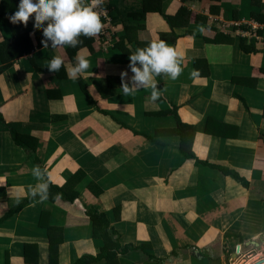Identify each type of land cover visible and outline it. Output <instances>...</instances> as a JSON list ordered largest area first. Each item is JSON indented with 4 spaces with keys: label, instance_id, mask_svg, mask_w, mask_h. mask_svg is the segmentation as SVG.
<instances>
[{
    "label": "crops",
    "instance_id": "1",
    "mask_svg": "<svg viewBox=\"0 0 264 264\" xmlns=\"http://www.w3.org/2000/svg\"><path fill=\"white\" fill-rule=\"evenodd\" d=\"M95 10L104 34L75 48H44L34 18L0 22V44L15 32L33 43L21 55L0 50V264L96 258L104 244L90 209L108 218L122 250L133 248L115 264H264V0H105ZM153 40L177 49L182 74L154 77L155 102L151 89L124 96L129 55ZM81 48L87 75L48 71L56 55L74 64ZM12 131L36 140L35 152ZM37 165L63 197L32 198ZM243 246L256 251L251 261H238Z\"/></svg>",
    "mask_w": 264,
    "mask_h": 264
},
{
    "label": "clouds",
    "instance_id": "2",
    "mask_svg": "<svg viewBox=\"0 0 264 264\" xmlns=\"http://www.w3.org/2000/svg\"><path fill=\"white\" fill-rule=\"evenodd\" d=\"M105 0H20L17 10L8 19L12 24H23L27 26L30 19L34 18L33 27L43 31L45 39L41 42L44 48H49L48 41H51L52 49H60L65 46L75 48L82 43L78 38L83 36L89 39L97 37L104 28L100 8ZM47 22V27L43 25ZM199 31L204 32L203 26ZM86 48H81L75 56V63L66 65L61 55L54 56L47 62V69L50 73H58L61 67H65L69 79H77L87 75L91 64L84 55ZM128 67L134 74L131 78V86L127 82V72L121 73L120 91L124 96L135 94L141 89H151L150 100L155 102L162 96V90L158 88L154 77L164 75L167 78L176 80L182 74L181 60L177 49L170 46L164 40H153L147 47L137 48L128 57ZM139 65V66H137ZM193 77L198 75L193 70ZM32 175L38 181L37 184L29 186L32 198L39 197V202H44L49 197L51 173L45 168L41 173L40 166L32 169ZM47 176V179H45ZM60 193L56 195L59 199Z\"/></svg>",
    "mask_w": 264,
    "mask_h": 264
},
{
    "label": "trees",
    "instance_id": "3",
    "mask_svg": "<svg viewBox=\"0 0 264 264\" xmlns=\"http://www.w3.org/2000/svg\"><path fill=\"white\" fill-rule=\"evenodd\" d=\"M6 1H8L9 3H12L11 0H2V3L6 2ZM5 4L3 3L0 6V22L4 23L6 25L7 24L11 25L14 28L18 27L19 24L10 23V21H9V19L7 17V14L12 13L15 10L12 11V12L6 13ZM8 5H10V7H12V6L16 7L15 9H17V7H18V3H15V4L12 3V4H8ZM8 16H10V15H8ZM81 38L85 39V37H79L78 39L80 40ZM86 41H87V43H89L88 39ZM18 43H22V45H23L22 49L19 47ZM6 46L9 49H10V47L11 48L14 47V49H15V47H18V48H16L17 53L13 55V56H15V55H21V54H24V53H29L32 50V48H33V43L32 42L29 43V35L27 34V32H25V34L23 36H21V35H19L18 33L15 32V35H14V37L12 39H9L8 41L2 42L0 44V50L3 49ZM174 113L177 116V119H180L179 116H178L177 111H174ZM185 126L186 125L183 124L180 121L179 129H177L179 134L182 136V139H183L182 142H183L184 146L186 145L185 144V140L187 139V135H186L185 130H184ZM190 132H191V130H190ZM12 134H13V138H14V140H15V142L17 144L22 145L27 150H31L32 153L35 152V148L30 147L28 144H30V143L32 144V142L34 144V142L36 143V140L33 139V141H32V138L30 140L29 137H26L27 141H29V142H28V144H25L24 142L21 141L22 136H19L15 131H12ZM189 135L191 136V134H189ZM192 156H194V154L188 155L189 158L192 157ZM197 162L199 163V161H197ZM227 174L228 175L230 174L233 177H235L236 179H238L239 181H241L244 186H248V181L240 178L234 172L228 170ZM69 186H71V185L69 184ZM49 191L55 192L56 194L60 193L61 197L64 196V190L63 189H59V187H57V186L51 185V183H50ZM68 200L69 201H73L72 198H68ZM16 209H18V208H15L11 212H9V214H7L5 216V218L11 217L15 213ZM87 217L92 222L93 237L95 239L102 240L104 246L101 249L100 254L96 258H92V257L87 256V257L81 259L80 261H78L76 264H92V263L99 262V261H102V260L108 262L109 264H115V260L117 259L118 252L127 253V252L133 250V248H131V247H127V248H125L123 250L121 249L122 246L120 245V242L115 240V237H114L116 235V232L111 228L110 222H109L108 218H106V216L104 214H98L94 209H90L89 211H87ZM151 260H155V258L151 256ZM158 263L162 264L163 261L162 260L161 261L158 260Z\"/></svg>",
    "mask_w": 264,
    "mask_h": 264
},
{
    "label": "rangeland",
    "instance_id": "4",
    "mask_svg": "<svg viewBox=\"0 0 264 264\" xmlns=\"http://www.w3.org/2000/svg\"><path fill=\"white\" fill-rule=\"evenodd\" d=\"M242 250H244L243 252L241 251V253H238V251L236 250L235 252H236V254H237V257H238V261L239 260H241V259H249V261H251V259H252V255L254 254V253H256V251L254 250V249H250L249 248V250L245 247V246H243L242 247ZM238 254H241L240 256L238 255ZM251 257V258H250ZM248 259H247V261H248ZM236 264V263H235Z\"/></svg>",
    "mask_w": 264,
    "mask_h": 264
},
{
    "label": "built area",
    "instance_id": "5",
    "mask_svg": "<svg viewBox=\"0 0 264 264\" xmlns=\"http://www.w3.org/2000/svg\"><path fill=\"white\" fill-rule=\"evenodd\" d=\"M101 33L104 34V31H102Z\"/></svg>",
    "mask_w": 264,
    "mask_h": 264
}]
</instances>
